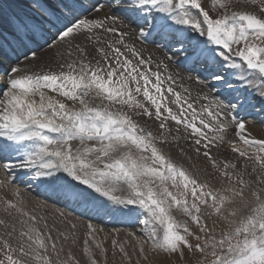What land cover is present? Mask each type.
Returning a JSON list of instances; mask_svg holds the SVG:
<instances>
[{"label": "snow or ice", "instance_id": "obj_1", "mask_svg": "<svg viewBox=\"0 0 264 264\" xmlns=\"http://www.w3.org/2000/svg\"><path fill=\"white\" fill-rule=\"evenodd\" d=\"M232 3L212 0L223 10L212 18L201 0H107L92 9L107 7L112 14L57 15L49 21L54 31L16 23L25 62L12 66L0 85V168L9 183L15 182L12 169L28 168L35 178L66 185L70 178L117 205L136 206L129 211L140 210L139 234L112 239L113 255L118 250L128 264L126 245L136 264L150 255L180 264L186 251L188 264H264V139L253 137L238 117L256 99L264 112V0H235L239 9ZM133 26L138 36L128 31ZM188 29L204 39L192 43ZM37 32L47 45L43 55L24 44L27 39L40 48ZM133 36L171 45L186 63L202 65L227 95L219 88L195 96L183 85L177 90L175 77L159 71L167 64L161 61L151 71L150 59L126 39ZM54 62L59 71L51 70ZM224 66L244 91L217 71ZM189 79L205 84L198 76ZM151 120L158 122L157 132L148 127ZM170 121L206 158L211 171L205 169L203 179L164 153L169 137L179 139ZM233 127L235 139L225 141ZM226 142L235 156L217 159L211 149ZM12 153L18 164L2 162ZM12 197L0 200L11 218H0V264H81L63 243L71 237L75 244V231L50 226L46 217L27 210L19 189H12ZM173 210L190 218L196 230ZM87 229L86 264H100L89 241L101 256L105 250L95 239L97 229L91 223Z\"/></svg>", "mask_w": 264, "mask_h": 264}, {"label": "rangeland", "instance_id": "obj_2", "mask_svg": "<svg viewBox=\"0 0 264 264\" xmlns=\"http://www.w3.org/2000/svg\"><path fill=\"white\" fill-rule=\"evenodd\" d=\"M10 1H11L12 6H6V9H8L11 13L17 16V12L15 11V8L23 10L26 7H28L26 8V10L28 11L25 10L24 12L25 15L28 16L29 18L36 19L37 22H39L41 25L44 24L41 17L35 15L34 11L37 7L33 2H31V0H10ZM61 2L63 4L66 1H61ZM201 3H202V6L205 8V10L209 11V14L212 18H216L223 11L222 9L218 7V5L214 7L212 5V0H201ZM240 7L242 6H239L238 9ZM92 13H93V9H91V11H88L86 14L83 13L82 15L84 14L92 15ZM43 15L45 16L44 13ZM1 16L4 17L5 14L1 12ZM48 25L47 26L45 25L44 28L47 29L48 27L47 30H54ZM16 38L17 36L14 34V29L0 24V64L1 65L3 64L5 67L4 69L3 68L0 69V82L2 81L3 84L8 79V74L10 73L11 67L16 66L18 63L21 64L22 66V64L25 62V58L22 53H24L26 49L21 45L20 49L23 48L25 49V51H23L22 53L17 51L18 50L17 47L19 45L17 44ZM126 39H129L131 43H134L136 48L143 54V56L146 59H150V56L147 55L143 51L139 43L132 41L134 40L133 37H128ZM13 41H16V43L13 44ZM28 43H27L28 45L26 44L28 48L36 50L42 55L47 52V45L45 43L41 42L42 46H40V48H37L34 43L32 44V42H28ZM31 45H34V46H31ZM16 52H18V54H16ZM235 58L238 59V57H235ZM35 63L38 64L39 61H36ZM182 85L186 87L183 83ZM176 89L181 90L178 87H176ZM50 94L54 95V93H50ZM172 107L175 110V106L172 105ZM139 119L141 120L142 123L145 122V118L140 117ZM147 125L152 131L154 132L158 131V122H156L155 120L147 121ZM169 125L173 130V136H178L179 139L173 140L172 137H169L170 142L165 145H162L164 153L166 155H170L171 158L177 164L182 165L191 174L199 175L201 179H203L204 170L207 169L208 171H211L210 167H208V162L206 158H204L203 155L197 156V154L194 151V149L197 146L193 143V140L190 136L188 139H184L183 137L186 134L183 132L182 129L179 133H176L175 131L176 125L174 124V122L170 121ZM252 136L257 139H263V138H258L255 135H252ZM232 139H235L234 133H227L225 135V141H229ZM75 144L76 142H73L74 146ZM181 148L184 149L183 153H181L180 151ZM211 152H212V155L216 157L217 159H224L225 157L231 159L235 156V154L231 153L230 146L227 142L220 148H215V147L212 148ZM2 162H6V161H2ZM12 174H15V173H12ZM25 178L26 177H23L20 180L15 181L14 183H9V181L1 180L0 181V200L4 198H8V199L13 198L12 190L8 186H10L9 184L11 185L15 184L18 188L13 187L12 189L20 190L21 198L24 201V206L27 208V210L34 212L37 216L46 217V222L48 224L51 221H53L52 225L55 224V227L57 229H60L66 232L75 231V233L77 234V239H76L75 244L72 243L71 237L69 238L67 242H63V238H61L62 242L65 245V253H67V251L70 248L73 255L78 260H80L81 264H86V257H84L82 250H83V242H84V239L86 238L85 234L88 231L87 225L91 223L93 227L97 229L96 233L94 234L95 239L97 240V242L101 244L102 248L105 250V256H101L100 250L96 249L94 245H91V240L89 241L93 254L96 257V259L100 261V264H128V262L124 260V258L122 257V255L119 253L118 250L116 251L115 256L113 255L112 239L115 238L118 241L123 242L125 240H131V237L128 235L129 233L139 234V228L141 227V225L137 223V216L140 215V210L137 209L136 211H129L130 208L135 209L136 206L117 205L113 203L108 197L103 196L101 193L95 192L94 189L88 188L86 185L79 184L78 181H71L70 178H68L70 180V184H67V185L61 182H55V183L51 182L55 185L54 189L58 190V192L65 191L68 188L70 189L73 187H81L80 190H81L82 196L89 199L93 203L92 205L100 208L99 211L101 212V214L99 216L95 214L93 215V212L88 211V208L84 211V214L87 213L88 216H84V215L79 216L77 213H74L73 211L69 209H64L61 205H57L52 199L46 200V199H42L39 197L33 198V195L31 196L29 192L23 191L22 188L26 184L20 183V181H24ZM28 193H29V196H28ZM48 207L54 209L57 212L55 214L57 217L52 216V214L47 210ZM60 213H63V215H60ZM109 214H112V215H109ZM118 214L121 215V218L120 216H118ZM173 215L180 222H188L190 227H192L193 230H196L195 226L191 224L190 218L183 215L181 211L173 210ZM111 216L113 218L114 216L115 218H117L118 216V219L120 218L122 219V221L119 224H114L111 222L112 220ZM0 218L9 219V220L11 219L7 217L6 213L3 211L2 205H0ZM141 218L143 217L141 216ZM55 220L57 222H55ZM69 221L71 223H69ZM71 224L76 225V228L74 230L71 228ZM2 231L3 229L2 227H0V232ZM53 234L55 235V233ZM13 243H15V241H13ZM193 243H195V241H193ZM126 250L132 256L131 264H136L137 255L133 254L132 246L126 245ZM191 259L192 258L189 256V254L186 251L185 260L180 262V264H188V261H190ZM140 264H168V262L163 256L156 257L154 255H150L149 261H144L143 259H141ZM173 264H176V262L174 261Z\"/></svg>", "mask_w": 264, "mask_h": 264}, {"label": "bare ground", "instance_id": "obj_3", "mask_svg": "<svg viewBox=\"0 0 264 264\" xmlns=\"http://www.w3.org/2000/svg\"><path fill=\"white\" fill-rule=\"evenodd\" d=\"M61 1H66L67 3L66 2L65 3L66 5H68V7H65V4L63 5ZM31 2H33L37 7L35 11L33 9L32 10L34 11L36 16L41 17V19L44 22V24H42L43 26L39 22H37L36 19L29 18L28 16L25 15L24 12L28 7H26L23 10L15 8V11L17 12V16L11 13L9 10L5 11L6 6H12L10 0H0V7H1L0 24L14 29L16 23L25 22L35 25L37 28H41L45 31H54V30H47L48 27L47 29H45L44 27L45 25L47 26L48 24H49L48 26L51 27L49 21H55L57 15H62L71 19L73 15L80 16L82 18L83 17L91 18L96 16L103 18L105 13L112 14L110 10L107 7H105L103 12L96 13L95 11H93L92 15L89 14L85 15L88 11H91L93 4H106L107 0H31ZM239 6L241 5L235 4V0H233L231 7L238 8ZM70 9L71 11H69ZM1 12L5 14L4 17L1 16ZM43 13L45 14V16L43 15ZM83 13L85 14L82 15ZM128 31L130 32L135 31L138 36V30H136L134 26L133 28L128 29ZM187 34L191 38L192 43H196L197 41L204 39L203 37H200L198 34L192 32L190 29H188ZM137 36H133L134 40L132 41L139 43L143 51L150 56V61H151L150 70L157 71L158 70L157 64L163 61V63L167 64V69L160 68L159 71H161L163 75H165V77L169 74L174 76L175 87L181 89V85L183 83L186 87L192 90L194 96L197 91L206 93L211 90L212 92H215L217 88H219L220 95H227L226 91L223 88H220V86L216 82L212 81L211 78L208 77L207 72L205 71L202 65L186 63L183 59V54L179 56L174 55V50L172 46L167 44L166 42H161L160 45L158 46L157 43L154 41L153 37H149L147 40H143L141 38H137ZM39 37H40V33L37 32V39L39 40V45L42 46L41 42L44 43V41L42 39H39ZM16 39H17V44L19 45L17 47L18 49L17 51L22 53L23 51H25V49L23 48L20 49V46L22 44L20 42V39L18 38ZM82 39L83 38H81V40ZM28 42L30 41H28L27 39L24 40V44H27ZM14 43H16V41H13V44ZM35 46L37 47L36 44ZM186 46H188L187 42H186ZM217 51H219L218 47H217ZM18 52H16V54H18ZM168 57H171V59H168ZM233 60L237 63H242L239 57L238 59L233 57ZM1 68L3 69L5 68L3 64L2 65L0 64V69ZM58 69H59L58 64L55 62L52 63L51 70L59 71ZM217 71L222 76H224L229 82H231L236 88L240 89L241 91H244V84L233 78L234 75L233 70L224 66L218 68ZM248 71L249 74H251V70ZM197 76L201 80H204L207 86H205V84H197L194 79H189V77L195 78ZM0 85H3L2 81L0 82ZM247 94L248 93L245 91V95ZM252 103L255 107L249 108L247 112H239L238 117L242 118L246 122L248 132L251 133V135H255L258 138L264 139V112H260L261 105L258 99L253 100ZM234 132L235 129L233 127L227 133H234ZM17 156L18 154L16 153L10 154L9 158L6 160V163L18 164L20 161L19 159H17ZM11 174L12 177L15 178V181L20 180L23 177H26L24 181H20V183L26 184L23 186L22 190L25 192H29L31 196L33 195V198L39 197L46 200L52 199L57 205H61L64 209H69L74 213H77L79 216H83V215L88 216L87 213L84 214V211L87 208L88 211L93 212V215L95 214L99 216L101 214V212L99 211L100 208L92 205L93 203L89 199L82 196V193L80 192V187H76V188L73 187L70 189L68 188L69 189L68 191L66 190V191L58 192V190L54 189L55 185L51 183L50 177L35 178L34 172L30 171L28 168H14L11 170ZM1 180L9 181L6 172L2 168H0V181ZM9 185L10 186L8 187L11 190L13 187L15 188L17 187L15 184L14 185L9 184ZM47 210L52 214L53 217H57L55 215L57 212L54 209L48 207ZM118 216H120L121 218V215L118 214ZM118 216L117 218H115V216L114 218L111 216L112 217L111 222L114 224H119L122 221V219L120 218L118 219ZM56 220L55 222H57ZM52 222L53 221H51L49 224L52 225Z\"/></svg>", "mask_w": 264, "mask_h": 264}]
</instances>
